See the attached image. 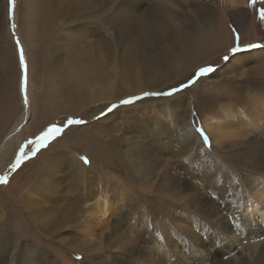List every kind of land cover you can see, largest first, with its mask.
<instances>
[{"label":"rangeland","instance_id":"1","mask_svg":"<svg viewBox=\"0 0 264 264\" xmlns=\"http://www.w3.org/2000/svg\"><path fill=\"white\" fill-rule=\"evenodd\" d=\"M52 2L57 16L49 20L44 31L40 24ZM250 3L251 0H173L174 5L167 8L155 0H16L14 6L10 0H0V145L6 143L8 150L11 148L3 160L0 155V177H8L7 183H0V264H23L24 249L34 251L33 264H144L152 258L149 253L142 256L133 251V239L137 244L141 242L146 228L126 221L133 205L116 212L106 230L97 222L104 183L95 162L104 159L111 175L124 178L119 164L117 167L110 160L114 153L106 151V146L123 149L133 143L137 162H141L137 158L143 153L146 161L135 164V170H142L140 174L146 181L144 186L131 182V187L136 190L135 206L142 205L146 214L163 215L162 208H169L171 203L163 186L170 181L186 180L195 188H205L206 174L195 171L200 170L203 159L199 146L195 142L190 151L187 149L190 129L202 142L204 136L209 143L212 138L196 97L200 98L209 86L234 80L243 81V90L247 88L244 82L249 83V88L256 87L264 96V85L259 86L264 84V55L253 57L264 53V48L249 47L264 45V20L259 14L264 0H257L255 6ZM114 12L119 14L112 18ZM103 21L108 24L102 26ZM201 23L212 27L206 29ZM203 28L212 34L206 35ZM183 41L188 47H177ZM237 45L241 51L233 54L231 49ZM20 46L28 66L26 83ZM189 49L190 54H182ZM172 50H177L174 58L168 56ZM225 56L229 57L227 61ZM90 65H96V78L86 72ZM207 66L216 71L200 76L199 69ZM190 80L195 83L171 96L144 95L169 92ZM136 88H140L139 93L128 95L127 89ZM180 94L182 98L177 99ZM132 97L140 98L131 104L120 103ZM81 98L86 101L81 102ZM113 105L117 107L113 109ZM21 117L16 129L22 133L20 142L11 144L10 131ZM70 120L84 123L69 124ZM185 125H189L186 135ZM50 128L61 131L43 144L38 143ZM229 146L214 145L209 150L234 169L225 158L230 154L224 152L236 147ZM50 153L53 158L69 155L80 162L87 157L90 163L83 164L97 169L78 178L71 168L50 170L55 162L43 159ZM193 153H197L196 161L187 163ZM201 176H205L204 180ZM47 178L52 179L53 188L33 190L37 183L44 186ZM112 178L108 184L110 204L118 193L117 181ZM148 186L151 190H145ZM181 193L187 195L190 191ZM208 196L214 194L209 192ZM166 226L164 230L171 227L174 233L187 235L178 231L176 222ZM129 239L131 244L122 243ZM144 242L151 246L153 258L165 264L157 247L162 245ZM260 245L264 247V242ZM256 256L247 264L254 263ZM257 262L264 264V258Z\"/></svg>","mask_w":264,"mask_h":264},{"label":"bare ground","instance_id":"2","mask_svg":"<svg viewBox=\"0 0 264 264\" xmlns=\"http://www.w3.org/2000/svg\"><path fill=\"white\" fill-rule=\"evenodd\" d=\"M62 1L64 2V0ZM77 1L82 3V0ZM53 2L48 4L46 17L40 24L41 27L48 25L49 20H52L53 17L57 16L53 9ZM155 2L160 4L161 7L164 5L167 8H171V6L175 4H173V0H155ZM212 11H215L214 6H212ZM116 14L119 13L114 12L112 14V18L116 16ZM196 18L198 19V16ZM107 24V22L103 21L102 26H106ZM201 24L203 25L202 27H206V29H210V27H212L207 24ZM48 27L49 26L45 27L44 31L48 29ZM203 32L206 35L212 34L210 31L204 30V28ZM218 38L220 39L221 36H218ZM184 44L185 42L183 41V43H179L177 47L182 46L183 49H185L186 46L188 47L187 44L186 46H184ZM176 51H169L168 56L174 58ZM191 52L192 49H189L183 51L182 54L188 55ZM263 55L264 53L260 52L253 57L256 58L257 56ZM182 58L185 59V55H182ZM249 59L252 58L249 57ZM97 71L96 65H90L86 70V72L90 74L91 78L97 77ZM73 77L75 78V76ZM136 77L141 80L142 76L137 74ZM240 81L241 82H237L234 80L232 83H226L224 85L219 82V86H209L205 88V92L202 93L200 98L196 97L197 107L201 115L206 116L203 122H205L208 127L212 138H210L211 143L208 141L202 142L201 139L198 138L197 135L190 129L189 135L187 136V139L190 142V147L187 149L190 151L192 144L195 142L197 143V146H199L198 153L201 157H203L200 162L204 165L206 164L207 166H202V164H200V170H195V168L194 170L198 171L200 174H206L205 180V176H201L206 185L204 186L205 188L201 189L197 187L195 188L191 183H189V181L187 182L186 180H184V182L187 183L183 182L184 184L181 181H168L169 183L165 185V187L163 186V188L166 192L164 194H167L165 196L169 199L167 201H170L171 204L168 209L162 208L163 215H160V212H148V214H146L141 210L142 205L138 207L135 206L136 203L133 202L134 199H136L133 192L136 190H132L131 182L141 186L143 181H146L142 177L143 174H140L142 170H140V172L135 170V164L143 165L142 160L146 161L145 157H143V153L140 159L137 158V160H141V162H137L136 159H134L137 151L135 152L132 149V145H134L133 143L131 146H127L123 149L114 148V146L112 147L111 145H109L111 147L108 149L106 146V151L111 150L109 153H114L112 156L113 158L110 154V160L117 163V167L119 164V171L124 174L125 177H115L111 175L110 172L112 171L106 166L104 159H100L98 163L95 162L101 169L99 174L104 183L102 188V198L99 203L101 208L99 211L100 214L97 212L99 216H96L98 217L97 222L102 229L106 230L110 220L116 212L125 210L133 205L130 207L131 215L128 216L130 218L126 219V221H129L132 226L140 225L142 226L141 228L146 227L144 230L146 238L144 236L143 240H146L147 243L150 241V244L155 245L160 243L162 245H158L157 247L161 251L160 255L162 256L165 264H247L250 260L252 262V258L256 256V254L258 257L256 256L257 258L252 264H260L257 261L264 258V247L260 245L264 242V96L255 90L256 87L252 88L250 86L249 88V83L247 84L244 82V85H246L247 88L244 86L246 90H243V86L241 84L243 81ZM262 83L259 86L264 85ZM215 87L216 92H214ZM197 88L198 84L194 88L195 92L197 91ZM139 90L140 88L132 90L127 89V91H130L128 92V95H132L133 92L139 93ZM234 94L239 95L236 101H234ZM177 97V99H180V97L182 98V95ZM84 99L85 98H81L80 101L84 103L86 101ZM176 113H178V111H176ZM178 117L180 116L178 115ZM21 118L22 119L19 120L10 131L8 141H10L11 144L20 142L19 136L22 133H18L16 129L23 120V117ZM188 127L189 125H185L183 130L185 131ZM13 134L16 135L14 138H11ZM261 134H263V136ZM184 135H186V131ZM209 144L212 146L216 145L217 148L234 144L229 147L236 148L230 152H227L226 150L224 152L230 154V157L225 158L234 166V169H231L226 163L221 161L220 159L222 158H220V155L212 152V149L209 150ZM186 145L188 146L187 143ZM7 146L8 144L6 143L0 145V155L2 160L3 155H5L7 151H11V148L8 150L10 146L8 148ZM246 148L247 152L245 153L244 150H246ZM143 152L145 155L147 150L144 148ZM249 152L251 153L249 154ZM51 153L49 154L50 156L43 158L47 159V162L48 160L49 162H55L50 170L60 171L62 169L67 170L68 168H71L70 172L78 178L80 176L87 175L86 173H88L91 169H97V167L92 165L85 166L83 162H80L75 157L73 158V156H63L62 154H58L53 158ZM189 153L190 152H184L183 154L188 155ZM196 155L197 153H193V155L187 157V163L191 161L193 162ZM183 164H186V162ZM187 165L189 166V164ZM139 167L137 168L139 169ZM242 169L244 172L241 171ZM111 177L117 181L116 185L118 193L115 195L116 198L113 199L114 203L110 204L112 200L108 184L111 182ZM43 182L44 186H38L37 183L33 190H44L55 186L50 178L45 179ZM199 185L201 184L199 183ZM150 187L151 186L146 187L147 189L145 190H151L149 189ZM182 190H189L190 194L182 195ZM209 192L210 194H214V197H209ZM149 194H151V192ZM160 196L162 197V195ZM161 197L159 198L161 199ZM122 220H124V217H122ZM171 221L172 223H177V228L179 229L178 231L184 234L186 233L187 235L181 236L179 233H174L171 227V230H164L163 227L168 225ZM180 222H182V225L179 224ZM143 240L137 244L136 239H133L134 244L132 246L133 251H135L134 253L141 254L142 256L145 253H149L148 256H151L152 258L144 264H163V262L159 259L157 260L156 258H153L154 256H152L153 251L151 250V246H146V242ZM126 241H123L122 243H132V240L130 239L129 241ZM27 253H32L34 255V251L32 249H24L22 251V257L25 258Z\"/></svg>","mask_w":264,"mask_h":264},{"label":"snow or ice","instance_id":"3","mask_svg":"<svg viewBox=\"0 0 264 264\" xmlns=\"http://www.w3.org/2000/svg\"><path fill=\"white\" fill-rule=\"evenodd\" d=\"M15 2L16 0H10V3L14 6L15 5ZM257 0H251V3H250V6H255ZM260 19L261 20H264V9H261L260 10ZM13 28H15V24L12 25ZM238 39V37H237ZM16 43L17 45H20V41L19 39L17 38L16 40ZM249 47L251 48H257V47H260V48H264V45H250ZM232 53L233 54H236L237 52L241 51V48L239 47V45H237L236 47L232 48L231 49ZM20 63L24 69V80H25V83L27 82V71H28V66H27V63H26V60H25V57H24V50H23V47L20 46ZM229 59V57L225 56L224 57V60L227 61ZM216 71V69L212 66H207V67H201L199 69V75L200 76H203L204 74H207V73H212ZM195 83V80H190L187 84H183L180 86V88H173L171 91L169 92H163V93H145L144 95L145 96H148V95H166V96H171L173 95L175 92H178V91H181L183 88H186V87H189L191 84ZM140 97H132V98H129V99H124V100H121L120 103L121 104H131L133 103L134 100L136 99H139ZM25 102L27 103V97H25ZM115 107H117V105H113L112 108L114 109ZM110 111L112 109H109ZM80 123H84V121H81V120H70L69 121V124H80ZM61 129L60 128H50L48 130V132H46L41 138H40V141L38 143H44L49 137L57 134V133H60ZM201 132H203V129H200ZM204 140L207 142L208 140V137L207 136H204ZM209 147H211V145L209 144ZM83 160L84 163H90V161L88 160L87 157H82L81 158ZM15 167V166H14ZM8 182V177L7 176H2L0 177V183H7ZM23 264H33V254L32 253H27L25 255V258H24V261H23Z\"/></svg>","mask_w":264,"mask_h":264}]
</instances>
